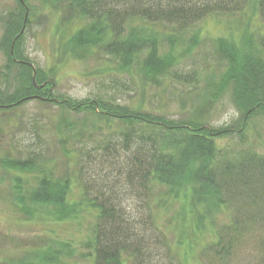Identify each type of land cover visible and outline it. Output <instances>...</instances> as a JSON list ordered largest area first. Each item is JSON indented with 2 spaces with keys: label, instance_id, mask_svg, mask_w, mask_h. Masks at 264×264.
Returning a JSON list of instances; mask_svg holds the SVG:
<instances>
[{
  "label": "trees",
  "instance_id": "obj_1",
  "mask_svg": "<svg viewBox=\"0 0 264 264\" xmlns=\"http://www.w3.org/2000/svg\"><path fill=\"white\" fill-rule=\"evenodd\" d=\"M65 1V9L70 14H74L77 20L88 21L73 30L65 51L95 50L105 58L106 72L114 77L128 76L133 82L136 79L142 86H151L160 79L178 75L176 67L197 47L193 35L185 38L182 31L191 29L197 21L209 15L249 13L253 17L258 15L264 27V0ZM16 6L8 11L0 40V48L5 50L8 58L6 74L2 75L4 88L11 89L8 93L0 91V111L14 110L26 102L38 101L76 114H90L102 125L115 122L117 137L113 142L105 139L102 143L104 153L115 156L122 149L127 157L128 173L133 174L140 186L149 192L155 184L166 187L165 197L152 200L165 212L171 205L166 201L182 199L174 220L179 233L184 235L183 240L180 238L177 242L183 248V257L192 244L199 245L203 238L211 237L213 233L211 244H203L198 253L205 259V264H220L228 259L229 253L232 256V247L244 243V233L250 228L259 226L264 231V154L245 140L241 134L244 128L241 123L238 125L239 121L218 128L207 125L199 117L173 119L138 106L102 100L77 102L55 95L52 74L46 75L37 68L34 70L19 48L20 32L29 6L25 0H16ZM251 19L243 27L245 33L250 28ZM162 29L168 32H160ZM239 33L213 41L217 57L226 68L219 83L232 85L238 110L248 112L245 114L254 112L252 116H255L264 113V59L259 55L264 51V34L256 46L252 39ZM219 83L213 84V97L221 92L217 87ZM235 136L238 140L233 142ZM30 156L0 161L5 170L17 173L14 200L24 216L33 219L39 214V217L62 222L78 219L83 211L89 212L96 218L87 245L93 264L147 262L143 252L144 236L136 234L124 216L116 214L110 204L90 199L85 185L80 187L81 198L69 202L71 179H59L52 163ZM20 175L32 178L35 185L31 191L24 190ZM224 214L227 223H220ZM149 217L150 225L159 231L151 214ZM259 245L260 264H264V238ZM63 249L73 254L67 244ZM63 249L58 252L47 244L36 251L27 264H68L61 262V255L66 257ZM178 263L183 264L182 257Z\"/></svg>",
  "mask_w": 264,
  "mask_h": 264
},
{
  "label": "rangeland",
  "instance_id": "obj_2",
  "mask_svg": "<svg viewBox=\"0 0 264 264\" xmlns=\"http://www.w3.org/2000/svg\"><path fill=\"white\" fill-rule=\"evenodd\" d=\"M65 2L25 0L29 10L20 32L22 41L19 48L25 59L34 70L37 68L46 75L49 72L52 74L55 95L77 102L102 100L129 107L138 106L173 119L199 117L207 125L218 128L239 121L238 125L241 123L244 128L241 134H244L245 140L264 154V113L252 116L254 112L245 114L248 112L238 110L232 85L219 83L226 68L213 47L215 38L235 36L237 31L244 34L243 37L252 39L256 46L259 45L264 27L258 15L221 13L197 21L191 29L182 31L185 38L193 35L197 47L176 67L178 75L160 79L151 86H142L136 79L133 82L128 76L114 77L106 72L105 58L95 50L65 51L73 30L88 22L86 19L77 20L74 14H70L65 9ZM16 7V0H0V40L8 11ZM249 18H252L250 28L245 33L243 27L249 24ZM163 30L168 32L167 29L160 32ZM259 55L264 59V51ZM7 61L5 50L0 48V91L3 93L11 90L4 88L2 77L6 74ZM216 81L221 92L213 97ZM93 119L90 114H76L38 101L26 102L14 110L0 111V161L4 158L26 159L34 155L52 163L59 179H71L69 202L81 198L82 185L88 187L90 199L110 204L116 214L128 220V225L132 229L134 227L136 234L144 236L143 252L145 260L148 258L145 264H179L180 257L183 264H205L198 250L203 244H211L213 233L211 237L205 234L206 238L199 245L192 244L183 257V248L177 242L180 238L183 240L184 235L179 233L174 220L182 199L166 201L171 204L166 212L155 206L153 198L165 197L168 189L157 184L150 188V192L142 188L135 176L128 173L127 157L122 149L115 156L107 151V156L102 143L105 139L114 141L118 127L115 122H110L108 126L109 122L102 125ZM237 138L235 136L233 142ZM16 174L0 165V264H27V260L47 244L54 246L58 252L64 244L73 249V254L63 249L66 252L65 258L61 255L63 263L93 264L87 245L95 226L94 215L83 211L78 219L62 222L39 217V214L28 219L15 204ZM20 177L24 190L31 191L35 185L32 178ZM40 210L43 212L44 209ZM150 214L161 231L150 225ZM220 219V223H227L225 214ZM259 228L246 231L244 243L232 247V256L229 253L230 258L220 264H260L259 241L264 238V231ZM184 244L188 246L186 241Z\"/></svg>",
  "mask_w": 264,
  "mask_h": 264
}]
</instances>
